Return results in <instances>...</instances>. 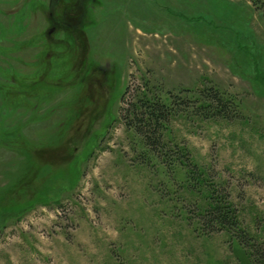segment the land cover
Here are the masks:
<instances>
[{
  "label": "rangeland",
  "instance_id": "374dc122",
  "mask_svg": "<svg viewBox=\"0 0 264 264\" xmlns=\"http://www.w3.org/2000/svg\"><path fill=\"white\" fill-rule=\"evenodd\" d=\"M211 88L230 120L197 111ZM142 95L174 105L163 141L197 173L122 121ZM212 189L264 251L253 0H0V264H256L203 231Z\"/></svg>",
  "mask_w": 264,
  "mask_h": 264
},
{
  "label": "trees",
  "instance_id": "16d2710c",
  "mask_svg": "<svg viewBox=\"0 0 264 264\" xmlns=\"http://www.w3.org/2000/svg\"><path fill=\"white\" fill-rule=\"evenodd\" d=\"M253 3L258 10H264V0H253ZM128 92L130 88L127 89ZM201 93L203 100L201 99L200 108L204 110H197L201 111V115L222 117L227 120L233 118V113L236 112L234 101L213 88ZM135 97L137 95H134ZM174 115V105L164 104L157 97L149 98L145 95L138 97L137 101L129 102L126 108L121 110V118L127 128L133 129L137 135L142 137L149 150L161 160L168 170L175 163V158L179 159L181 166H185L192 174L197 173L198 168L192 164L188 154L167 150L163 141V134ZM217 195L216 190L212 189L210 206L199 218L203 231L230 233L232 239L237 240L240 245L251 251V257L257 258L256 264H264V251L252 244L251 238L240 228L237 211L229 203L227 194L222 199H219Z\"/></svg>",
  "mask_w": 264,
  "mask_h": 264
}]
</instances>
